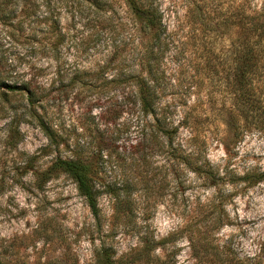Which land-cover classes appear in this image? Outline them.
Here are the masks:
<instances>
[{"label":"rangeland","instance_id":"374dc122","mask_svg":"<svg viewBox=\"0 0 264 264\" xmlns=\"http://www.w3.org/2000/svg\"><path fill=\"white\" fill-rule=\"evenodd\" d=\"M56 2L0 0L5 263L91 264L102 245L118 257L153 239L160 257L195 264L191 239L205 231L240 254L258 251L264 241V116L252 118L263 124L237 121L244 130L227 123L228 110L241 107L224 78L228 35L235 34L220 30L210 52L201 33L202 18L220 24L242 17L244 0H160L170 42L155 70L165 89L159 116L180 125L172 141L131 98L138 55L128 44L132 23L121 9L107 22L94 13L75 20L63 15L57 52L50 17ZM260 96L262 104L264 89ZM82 145L87 153L100 145L103 154L112 153L96 165L97 216L72 179L51 170ZM192 149L196 155L186 159L183 152Z\"/></svg>","mask_w":264,"mask_h":264},{"label":"trees","instance_id":"16d2710c","mask_svg":"<svg viewBox=\"0 0 264 264\" xmlns=\"http://www.w3.org/2000/svg\"><path fill=\"white\" fill-rule=\"evenodd\" d=\"M191 3L195 5L196 0H191ZM244 4L247 5V11L242 17H237L236 14V19L230 16L231 20L228 18L220 24H212V21L208 19H201L202 38H209L208 43L203 42V45L210 52L214 51V43L218 37L222 36L218 35L220 30L226 34L230 29L235 34L228 35L231 40L230 48L226 53L228 56L230 51V55L226 59L229 61V67L224 78L226 85L233 93V99L236 103L241 104L240 108L234 104L237 107L236 110H228L229 117L226 120L231 128L237 130L241 127L237 121L243 120L247 125L248 123L252 124L250 119L259 118L260 114L264 116V102L260 103V93L264 89V0L259 7L252 5V0H244ZM117 8L121 9L125 18L132 23L133 34L127 35L128 44L132 45V51L135 50L138 55L137 67L139 71L134 79L131 78L134 84L131 98L134 103L140 106L143 117L152 115L157 131L162 132L169 141H172L178 134L180 125L173 126L169 116L164 118L159 116L161 109L158 101L165 89H161L158 85L161 78L157 77L155 70L157 69L156 61L165 54L170 42V34L166 33L167 12L162 8L160 0H57L50 16L51 27H53L57 39L53 45L54 49L58 52L64 41L65 34L61 27L63 15L70 16L72 20H75L94 13L104 17L103 19L107 22L112 21L116 16ZM193 15L194 13L191 14V17ZM211 36L214 37L213 40ZM236 112L240 118L236 117ZM185 119L187 118L185 117ZM252 120L263 124L261 119L259 122L255 119ZM245 126L242 125L241 128L244 130ZM149 134L153 138H157L154 131H150ZM87 148L88 146L82 145L71 158L55 160L51 170L57 172L56 176L59 173L66 174L71 178L94 216H97L98 197H100L101 191L97 184L96 165L100 159H104L105 155L111 158L112 153L107 151L106 154H103L104 149L101 145L95 152L88 151L89 153H87ZM189 152H183L186 159L196 155L194 149ZM198 168L201 169L200 166ZM206 173L208 176H212L210 170ZM261 178L263 177L261 176ZM258 182L255 181V183ZM216 222L220 224V219H217ZM158 245L160 244L153 239L146 240L138 250H132L128 254L118 257L112 247L102 245L95 250L91 264H177L172 255L162 258L156 254ZM191 247L196 257L195 264H264V241L260 243L258 251L240 254L230 242L228 245H221L214 234L211 235L210 231H205L203 235L191 239ZM3 259L0 254V264H11V261L5 263ZM71 264L78 263L73 261Z\"/></svg>","mask_w":264,"mask_h":264}]
</instances>
